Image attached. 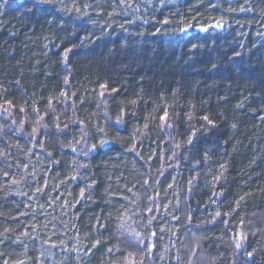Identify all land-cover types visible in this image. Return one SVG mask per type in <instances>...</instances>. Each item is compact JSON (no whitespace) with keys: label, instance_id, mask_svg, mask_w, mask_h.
I'll list each match as a JSON object with an SVG mask.
<instances>
[{"label":"trees","instance_id":"1","mask_svg":"<svg viewBox=\"0 0 264 264\" xmlns=\"http://www.w3.org/2000/svg\"><path fill=\"white\" fill-rule=\"evenodd\" d=\"M141 261L264 264V0H0V264Z\"/></svg>","mask_w":264,"mask_h":264},{"label":"snow or ice","instance_id":"2","mask_svg":"<svg viewBox=\"0 0 264 264\" xmlns=\"http://www.w3.org/2000/svg\"><path fill=\"white\" fill-rule=\"evenodd\" d=\"M40 2H48V0H40ZM121 2H123V0H121ZM242 10H243V9H242ZM165 23H167V21H165ZM218 26H219V27H223V25H218ZM206 30H207V29L201 28V31H206ZM181 31H185V32H186L187 29H181ZM66 55H67V54H66ZM66 82H67V81H66ZM102 87H105V86L102 85ZM63 95H66V93L63 94ZM100 96H101V97H104V92H101V93H100ZM6 103H10V102L6 101ZM133 103H135V102H133ZM50 107H51V104H50ZM4 111L7 112V108H5ZM122 111H123V110H122ZM41 119H43V117H41ZM204 119L207 120L208 118H207V117H204ZM160 120L162 121V123H161V125H160V127H161L162 130H163L164 128H166V127H167V128L172 127L171 123H169V112L167 111V109H165L163 115L160 116ZM73 123H77V121H73ZM115 123H116V125H118V126L122 125V124H123V116H121L120 118H118L117 121H116ZM56 127H57V130H58V131L61 130L59 124H57ZM65 127H67V126L65 125ZM145 127H147V125H145ZM36 131H37V130L34 128V129H33V133H35ZM100 131H103V129H100ZM85 135H86V133H83V132H82V136H85ZM33 138H34V137H33ZM188 142L191 143V140H189ZM178 146H179V145H177V147H178ZM95 147H96L95 145H92V148H93V149H95ZM135 147H136V145H133L132 149H129V151H133V150L135 149ZM73 151H75V149H73ZM217 179H218V178H217ZM189 183H191V181H189ZM144 184H145V185H148V180H147V179L144 180ZM169 187H171V185H169ZM41 191H42V189H39V188L37 189V192H41ZM128 191L131 192L132 189H128ZM81 195H83V191L81 192ZM123 198H124V199H127L126 197H123ZM149 199L154 201V198L151 197V196H149ZM241 199H242V198H241ZM237 206H239V203H238V202H237ZM154 210H155V209H154L153 207H149V208L147 209L148 213H153ZM215 215H216V217H219V216L221 215V213H220L219 211H217ZM145 219H148V224L150 225L151 222H152V220L155 219V217L152 216L151 218H148V217L146 216ZM174 219H178V217H174ZM189 220H190V218H189ZM242 224H243V221H241V225H242ZM97 225H98L100 228H106V225L102 224V223L99 221V219H97ZM121 227H123V225H121ZM152 235L154 236L155 233H152ZM136 236H137V238H139V233H136ZM238 236H239V239H238V242H237V244H236V247H237V248H240V247H241L240 240H243V239H245L246 237H245L244 234H242V233H239ZM100 244H101V241H99V240L94 241V242L92 243L91 248H89V249L86 250L85 255H89V254H91V253L93 252V250L96 249V248L98 247V245H100ZM153 247H154V245H151V244L147 245V251L149 252V254L151 253ZM117 251H119V249H117ZM107 253H113V249H112V248H108V249H107ZM248 255L251 256L252 254L249 253ZM20 264H23V262H20ZM141 264H142V261H141Z\"/></svg>","mask_w":264,"mask_h":264}]
</instances>
